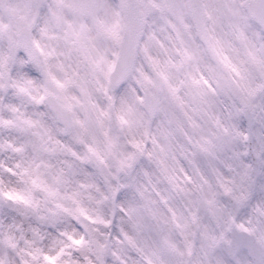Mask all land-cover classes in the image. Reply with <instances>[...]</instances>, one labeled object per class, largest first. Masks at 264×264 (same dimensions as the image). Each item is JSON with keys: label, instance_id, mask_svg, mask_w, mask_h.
Returning a JSON list of instances; mask_svg holds the SVG:
<instances>
[{"label": "rangeland", "instance_id": "374dc122", "mask_svg": "<svg viewBox=\"0 0 264 264\" xmlns=\"http://www.w3.org/2000/svg\"><path fill=\"white\" fill-rule=\"evenodd\" d=\"M84 1L0 0V264H210L223 228L264 220V33L243 0H203L202 45L189 0H140L148 24L133 72L108 90L121 14L115 0H87L83 18ZM13 10L33 27L35 59L15 43ZM135 82L161 87L153 120ZM44 91L72 111L65 136ZM241 103L253 114L263 205L241 202ZM224 191L241 202L235 213Z\"/></svg>", "mask_w": 264, "mask_h": 264}, {"label": "water", "instance_id": "95a60500", "mask_svg": "<svg viewBox=\"0 0 264 264\" xmlns=\"http://www.w3.org/2000/svg\"><path fill=\"white\" fill-rule=\"evenodd\" d=\"M117 1L123 13L125 25L123 28V37L119 44V53L117 55L115 69L110 81L111 85H118L122 83L126 79L128 74L131 72L133 66V56L136 51L138 39L142 34L143 26H144L143 17L138 9L139 5L137 0H117ZM245 6L247 13L251 17L256 19L258 24L264 29V0H245ZM191 14L193 15L196 28L200 36H202L201 15H197L199 13H197L196 11H191ZM15 18L20 29L17 32L18 43L20 45H24L23 43L28 38L25 37L27 32V30L25 29L26 26L24 24V21L20 17L16 16ZM23 29L24 31H22ZM151 88L154 90L153 94L149 93L146 88H144V91H142L143 108L150 116L153 115L157 107L156 93L158 91L157 86L152 85ZM44 99L47 105L49 106V108L54 112L58 122H60L63 125V133L66 134V132L72 127V121L69 115L70 114L69 110L67 108L62 107L61 104L56 101L55 97L49 93H47L44 96ZM243 109L248 114L247 120L249 122L250 113H248L249 111L246 107H243ZM109 121L111 124V128L114 129L115 120H114L112 106H110ZM135 161L136 160L132 162V166H134ZM252 166L253 169L251 170V172L253 177L256 178V176L258 175V168L260 166V163L257 162V159H252ZM252 189H253V184L252 186H250V191H252ZM238 240H239L238 235L234 236V239H232L231 241V243L233 244L231 243L228 244L227 249L225 250L230 249L229 247L235 245V243Z\"/></svg>", "mask_w": 264, "mask_h": 264}, {"label": "flooded vegetation", "instance_id": "af4514ba", "mask_svg": "<svg viewBox=\"0 0 264 264\" xmlns=\"http://www.w3.org/2000/svg\"><path fill=\"white\" fill-rule=\"evenodd\" d=\"M256 238L261 242L263 246V255H264V235L260 234V231L257 233L255 231ZM226 239V238H225ZM223 258V261L221 260ZM210 264H251L246 252L244 250L236 253L233 259H228L223 251H218L215 256H212ZM207 264H209L207 262ZM264 264V259H263Z\"/></svg>", "mask_w": 264, "mask_h": 264}]
</instances>
